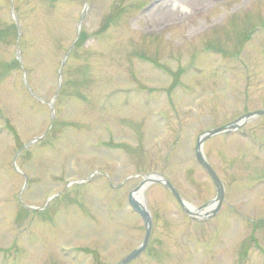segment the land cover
Wrapping results in <instances>:
<instances>
[{
	"label": "rangeland",
	"instance_id": "obj_1",
	"mask_svg": "<svg viewBox=\"0 0 264 264\" xmlns=\"http://www.w3.org/2000/svg\"><path fill=\"white\" fill-rule=\"evenodd\" d=\"M6 28L0 264H116L144 237L127 199L144 176L206 204L200 133L264 109V0H0ZM202 150L219 210L191 218L148 184L150 238L128 264H264V115Z\"/></svg>",
	"mask_w": 264,
	"mask_h": 264
},
{
	"label": "water",
	"instance_id": "obj_2",
	"mask_svg": "<svg viewBox=\"0 0 264 264\" xmlns=\"http://www.w3.org/2000/svg\"><path fill=\"white\" fill-rule=\"evenodd\" d=\"M262 114H264V109L251 111V112H248V113L244 114L243 116L237 118L236 120L226 124V125L206 130L199 135L197 142H196V146H195V157H196L197 162L204 168V170L208 173V175L212 179L214 186H215V191H216L214 198H212L206 204L195 208V207L191 206L190 204L186 203L185 201H183L181 199V196L179 195L176 188L166 178H164L163 176L158 175V174H153V175L144 177L143 180L141 181V183L139 184V186L136 187L133 191L138 189L142 184H146V183H150V182L162 183L171 192V194L178 201L179 205L182 207V209L188 215L194 216V217H203V216H209V215L215 213L222 203L224 188H223V184L220 181L219 177L217 176V174L215 173L213 168L210 166V164L207 162V160H206V158L202 152V143L206 138H208L210 136H213L215 134L222 133V132H228V131L235 130V129L239 128L244 122H246L247 119L254 117V116H257V115H262ZM133 191L129 193L128 202H129L130 206L143 219V223H144V227H145V234H144V238H143L141 244L137 248H135L134 250L129 252L126 256H124L116 264H127L129 261H131L136 256H138L144 250L145 246L147 245V242H148V239L150 236V232H151V226H152L151 215H150L148 209L146 208V206L140 205L133 198V196H132ZM212 202H214V206L211 208V210L201 211L202 209H204L206 206H208Z\"/></svg>",
	"mask_w": 264,
	"mask_h": 264
},
{
	"label": "bare ground",
	"instance_id": "obj_3",
	"mask_svg": "<svg viewBox=\"0 0 264 264\" xmlns=\"http://www.w3.org/2000/svg\"><path fill=\"white\" fill-rule=\"evenodd\" d=\"M145 184H142L138 189H136L135 191H133L132 196L133 198L142 206H145V202L143 199V190L145 188ZM214 206V202H212L211 204H209L208 206H206L204 209H202L201 211H205V210H211V208Z\"/></svg>",
	"mask_w": 264,
	"mask_h": 264
},
{
	"label": "trees",
	"instance_id": "obj_4",
	"mask_svg": "<svg viewBox=\"0 0 264 264\" xmlns=\"http://www.w3.org/2000/svg\"><path fill=\"white\" fill-rule=\"evenodd\" d=\"M11 28H12V34H13L14 37L16 38V27H15V25H12ZM7 30H9V29L6 28V29H4V30H0V33H1V31L4 32V31H7ZM82 39H83V38H82V35L80 34V35H79V38H78L77 41L82 40ZM77 41H76V42H77ZM76 42H75V43H76ZM13 64L15 65V62H14Z\"/></svg>",
	"mask_w": 264,
	"mask_h": 264
}]
</instances>
